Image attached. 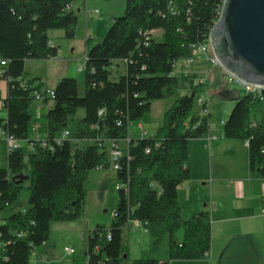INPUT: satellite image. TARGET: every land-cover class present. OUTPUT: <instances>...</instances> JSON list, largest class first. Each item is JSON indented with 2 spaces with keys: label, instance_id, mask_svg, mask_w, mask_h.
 <instances>
[{
  "label": "trees",
  "instance_id": "trees-1",
  "mask_svg": "<svg viewBox=\"0 0 264 264\" xmlns=\"http://www.w3.org/2000/svg\"><path fill=\"white\" fill-rule=\"evenodd\" d=\"M76 1L0 0V61L6 62L2 79L7 82L0 131L18 145H31L26 207L17 202L26 180L24 150L9 149L7 166L0 169V213L12 206L0 225V264H30L48 241L50 224L80 220L89 173L112 168L106 142L116 147L126 140L130 123L184 84L187 92L164 113L157 133L128 141L115 171L118 190L110 227L98 225L87 233L84 258L85 264H123V229L138 222L150 237V249L132 264L203 260L211 244L210 215L201 211L182 219L177 190L191 177L189 141L206 139L211 127L208 113L193 112L203 85L175 76L174 68L194 57L195 46L208 42L223 0H126L123 16L114 18L102 40L87 44L83 95L74 78H61L53 99L44 98L54 102L46 114V138L30 141L29 111L40 85L22 79L25 62L57 57L50 31L75 38L78 19L70 7ZM78 110L83 117L72 122ZM66 130L68 136L60 137ZM223 138L247 142L249 172L264 180V90L235 101ZM179 231L183 237L177 243ZM164 245L167 262L158 258Z\"/></svg>",
  "mask_w": 264,
  "mask_h": 264
},
{
  "label": "crops",
  "instance_id": "crops-1",
  "mask_svg": "<svg viewBox=\"0 0 264 264\" xmlns=\"http://www.w3.org/2000/svg\"><path fill=\"white\" fill-rule=\"evenodd\" d=\"M89 4L90 0H77L70 7L78 19L76 36L73 40L64 39L62 31L56 33L54 37H56L57 40H55L50 37L52 35L48 32L49 43L57 49H61L60 44L65 45V48L67 50L69 49L68 54L66 51L63 52L60 50L58 51L57 57L54 59L28 60L25 62V70L28 65L30 67L34 66L35 69L39 71L34 72L32 78V81L38 79L32 86L36 87L40 85L38 92H42L45 89L53 91L61 78L70 77V75H73L75 72H82V67H77V59H75V57H78L79 53H81V59H84L87 44H95L104 37L111 21L103 22L97 19L96 16H91L94 13L93 10L90 11L91 9L88 8ZM82 26L84 27V31L80 36L79 32ZM56 41L59 42V46H56L58 45ZM66 41L67 43H65ZM117 71L120 70L117 69ZM174 74L177 77H190L194 85H210V88L213 90V95L220 100L232 102L234 106L236 100L228 101L220 98L218 94L223 89H228L232 91V93H235V91L225 82L219 69L206 63L203 57L198 58L195 54L190 60L178 61L174 68ZM22 79L27 83L32 82L28 77H24V74ZM2 80H0V100H3L7 93V82ZM48 85H50V87H48ZM187 90L188 84L180 85L176 91L174 90L173 95L170 97L172 100L168 104L165 103V100L167 101L169 98L153 102L150 112L146 114L142 120L136 121V123L132 125L129 124L127 139L118 142L117 148L124 152L127 149L129 140L154 136L160 128L159 126V128L154 130H148V122H150L151 111L153 106H155L154 104L159 106L164 104L167 111L180 96L187 92ZM198 90L200 93H197L198 95L196 94V96L204 98L203 93L205 89L201 86ZM175 92H178V94ZM237 97L239 98L238 95ZM53 106L54 102L52 100H33L29 111L30 124L28 138L30 141H43L46 138V122L44 125L42 115L44 112L46 118L48 110L53 108ZM205 107L208 111L210 120L211 112L206 100ZM221 107L223 110L227 108V106L220 103L218 109H221ZM1 111L2 110H0V115L5 117L6 112L3 113V111ZM78 111L72 122L83 117L84 111L82 110L83 112L80 113L81 115L77 116ZM166 111L163 112L162 117ZM198 114H200V111H198L196 115ZM226 119L227 118H225V120ZM225 120H223L222 124ZM68 129L70 130V128ZM211 137H215V140L210 142ZM19 146L26 152L24 154L25 161L29 152H31V145L29 142H19ZM110 146L111 144L106 142L107 149H110ZM188 150L191 177L187 183L181 185L177 190L180 213L182 219L187 220L198 212L207 211L210 215L211 223V244L209 254L203 260L172 261L170 264H263V260L259 255V243L263 241L264 237V180L254 178L249 172L248 145L246 142L239 140L224 139L222 127L218 136L214 133H210L206 139L189 141ZM7 153L8 141L0 135V169H5L7 166ZM24 175L26 180L29 181L30 172L28 176L26 171H24ZM113 178L115 184H117L116 172L112 168L108 170L96 169L89 173L87 181L93 179L94 186L99 191V201L102 193L105 198L107 190L109 191L111 187L110 181H113ZM85 191L87 192V190ZM103 204L104 200L100 201L98 206H102ZM85 205L84 214L80 220L68 222L67 227H71L73 231H79L83 237L98 225L104 226L105 228L110 227L111 222H109L108 218L103 219L98 217L92 219L91 216L93 213H91L90 220L82 224L81 222L84 220L85 216ZM53 224L54 223L50 224L49 228V241L51 240L52 234L57 236L62 232L61 227H57L60 225ZM132 227L143 228L140 225L136 226L135 223H132ZM143 230V232L147 234L144 228ZM179 232H181V236L176 241L177 243H180L183 237L182 231ZM126 235L127 238H124L123 233V243L124 241L128 243L129 231ZM258 237H260V239L262 237V239L258 241ZM50 242L51 245L44 244L38 253L35 252L33 256L30 257V264H58L57 260L54 259L53 250H51V248L55 246V241ZM149 249L143 252L148 253ZM164 252H166V249ZM72 261L74 263V260Z\"/></svg>",
  "mask_w": 264,
  "mask_h": 264
},
{
  "label": "rangeland",
  "instance_id": "rangeland-1",
  "mask_svg": "<svg viewBox=\"0 0 264 264\" xmlns=\"http://www.w3.org/2000/svg\"><path fill=\"white\" fill-rule=\"evenodd\" d=\"M125 4H126V0H90V4L88 5V8L91 9L90 11H92V10L98 11L97 14H95V15L93 14L91 16H96L97 19H100L103 22L111 21V23L109 25V27H110L112 22H113V18L123 16L124 11H125ZM103 22H101V23H103ZM109 27H108V29H109ZM83 31H84V27L82 26V28L80 29V32H79L80 36H81V34H83ZM57 32L60 33V31H50V33L52 35L50 37L57 40L56 37H54ZM154 35L156 36V33H154ZM101 40H99L98 42H100ZM57 42L58 41H56V43ZM65 43H67V41ZM94 43H95V41H94ZM57 44L58 45H56V46H59V42ZM60 46H61V49L58 48V51L62 50L63 52L66 51L67 54L69 53V49L67 50L65 48V45L60 44ZM59 57H60V54H59ZM81 58H82L81 53H79L78 57H75V59H77L76 64H77L78 68L83 66V59H81ZM59 61H61V60H59ZM34 72H39V71H38V69H35L34 66L30 67L27 65V68L24 72V77H26V78L28 77L32 81V78L34 76ZM83 77H84L83 71L80 73L75 72L73 75H70V78H74L77 81V90H78L79 96L83 95V90H84ZM0 80H2V79H0ZM2 81H5V80H2ZM32 82H30V83L34 84ZM230 86L232 87V89L235 91V93L239 97H241L245 94L243 89L240 88L239 86H236V85H230ZM48 87H50V85H48ZM202 88L205 89L203 96H204L205 100L207 101V103L209 104V110L211 112V117L209 120V124L211 127L210 133L211 134L214 133L215 135L218 136L219 132L222 130V127H223L222 122L229 115V111L231 110V107L233 106V104H232V102L220 100L215 95H213V90L210 88V85H208V86L203 85ZM47 89H49V88H47ZM175 93L178 94V92H175ZM176 94H174V95H176ZM198 97L195 96V99H194V110H193V112L195 114H197L198 111H200V114L202 113L201 107L196 102ZM171 100L172 99L169 98V99H167V101L165 100V103L168 104ZM220 103L227 106V108H225L224 110L222 109V107H221V109H218V105H220ZM154 105L155 106H153L152 111H151L150 122H148L149 123L148 130H150V131L154 130L156 128H159V126L161 127V124L163 121L162 114L164 111H166L164 104L160 105V106L156 105V104H154ZM2 111H3V113H5L4 109H2ZM82 112H83L82 110H79L77 116L81 115L80 113H82ZM42 118H43V123L45 125L46 118L44 116V112H43ZM146 121H147V118H146ZM135 123L136 122H132V123H130V125L135 124ZM23 153L25 154L26 152L23 151ZM29 168L30 167H29L28 157H26L25 161H24V171H26V174H28V176H29V172H30ZM112 180L113 181H110L111 187H110L109 191L107 190V194H106L105 198H104V194L103 193L101 194L100 201L104 200V204L102 206H98V204L100 202L99 201V191L94 186L93 179L85 182L84 186L86 189L85 188L84 189L87 190V192H86L87 193V199L85 200L86 201V205H85L86 209H85L84 220L81 222L82 224H85L88 220H90L91 213H93V215L91 216L92 219L98 218V217L103 218V219L108 218L109 222H111L112 210L115 208L116 201H117V191H116V186H115L116 184H115L114 178ZM28 185H29V181L24 180L23 188L21 189V191L18 194L19 197H18L17 202L21 203V205L23 207L27 206V199L29 197V191L27 189ZM83 214H84V212H83ZM132 223L133 222H129L125 226V228L123 229L124 238H127L126 233H128V231H129L128 243L125 241H124V243H122V250H123L122 252H123V254L127 255V259L123 262V264H132V262L134 260H137V259L141 258V256L143 254H146L147 252L144 253L143 251L149 249V245H150V241H151L150 237L145 232H143L144 231L143 228H133ZM53 225H60L57 227H61V231H62L57 236H54L52 234L51 240H50V241H55V246L52 247L51 250H53V256H54V259L57 260V263L58 264H84L85 263L84 253L86 250L87 235H85L83 237V235H81L79 231L76 232V231H73L71 227H67L68 222H57V223H54ZM180 233L181 232H178L176 234V237H175L176 241L180 238V236H181ZM258 238H259L258 241H260L262 239V237H261V239H260V237H258ZM50 241L48 240L45 244L51 245ZM69 248H72L74 250V254L71 256H66L67 254H65L66 253L65 250L69 249ZM259 248H260L259 255H260L261 259L263 260V264H264V237H263V241H261L259 243ZM40 249H41V247L36 252L38 253ZM165 249H166V247L164 245L162 247V250L159 253L158 258L167 262L168 258H167L166 252H164ZM127 250H128V253H127ZM72 260H74V263Z\"/></svg>",
  "mask_w": 264,
  "mask_h": 264
},
{
  "label": "water",
  "instance_id": "water-1",
  "mask_svg": "<svg viewBox=\"0 0 264 264\" xmlns=\"http://www.w3.org/2000/svg\"><path fill=\"white\" fill-rule=\"evenodd\" d=\"M209 42L225 70L264 89V0H223ZM218 96L228 101L238 98L228 89Z\"/></svg>",
  "mask_w": 264,
  "mask_h": 264
},
{
  "label": "built area",
  "instance_id": "built-area-1",
  "mask_svg": "<svg viewBox=\"0 0 264 264\" xmlns=\"http://www.w3.org/2000/svg\"><path fill=\"white\" fill-rule=\"evenodd\" d=\"M93 13L97 14L98 11H93ZM193 49H194L195 54L198 58L203 57L206 63H208L209 65H211L217 69H219L220 74L223 76V78L227 84L239 86L240 88L243 89V91L245 93L260 94V92L262 90H264V89L260 88L259 86H254V85H250V84L245 83L244 81L240 80L239 78H237L236 76H234L233 74H231L230 72L225 70L219 64L217 59L214 57L209 40H208V42H206L204 44H200V45L195 46ZM5 67H6V62L0 61V79H2V77L4 75ZM200 83H202V82H200ZM45 97H50L53 99V97H54L53 91L43 90L42 92H36L34 94V99L37 101H44ZM196 102L199 106L202 107V113L206 115L208 113V111H207L206 107H204L205 106L204 98L199 97V98H197ZM2 108H3V101H0V110H2ZM0 135L3 136L8 141V150L9 149H15V148L19 147V145L14 140H12L10 137H6L3 132L0 131ZM64 136H68L67 130L60 134V137L63 138ZM214 140H215V137L210 138V142L214 141ZM246 144H247V142H246ZM122 156H123V152L121 150H119L117 148V146L113 147V145L111 144L110 149H109V158H110L111 167L114 171L117 170L118 159ZM116 190H118V184H116ZM10 212H12V206L9 207L8 210H4L3 212L0 213V225L5 224V220L7 218V215ZM22 212H25V210H22ZM263 215H264V209H263ZM134 223L136 226L140 225L138 222H134ZM65 252L67 255H71V254H73L74 251L72 249H66Z\"/></svg>",
  "mask_w": 264,
  "mask_h": 264
}]
</instances>
